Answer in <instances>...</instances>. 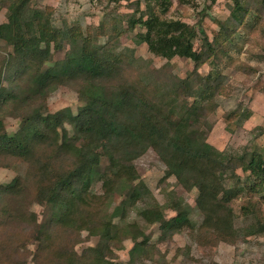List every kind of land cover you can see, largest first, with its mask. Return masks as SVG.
<instances>
[{"label":"trees","instance_id":"16d2710c","mask_svg":"<svg viewBox=\"0 0 264 264\" xmlns=\"http://www.w3.org/2000/svg\"><path fill=\"white\" fill-rule=\"evenodd\" d=\"M257 1L232 0L230 14L218 22L213 40L201 24L196 27L168 18L171 0H136L138 5L145 4L144 17H130L127 30L142 28L144 32L136 38L152 55L167 60L186 58L197 69L217 56L220 42H231L245 18L253 15L251 3ZM30 2L0 0V9L6 10L0 40L11 48L0 78V168L18 163L26 166L22 176L0 185V258H8L10 264L27 262L24 256L22 262L17 257L22 242L5 239L11 223L36 224L35 214L22 208L27 198L50 210L48 221L36 225L31 235L37 242L30 254L34 264H137V259L144 260L148 238L135 222L126 223L124 217L126 210L145 198L151 202L137 214L144 222L158 224L169 235L194 228L181 201L171 207L175 215L167 219L163 207L138 180L134 160L148 149L164 164V178L174 177L183 189L196 190L201 228L229 240L233 234L231 203L242 194L259 195L264 201V154L253 150L226 155L201 135L198 123L206 110L202 102L208 92L213 93L210 75L201 77L194 70L184 79L140 85L132 77L131 52L119 53L112 44L121 33L116 24L107 29L103 22L85 32L71 26L64 35L51 23L50 7L32 8ZM261 2L264 5V0ZM106 35L110 37L102 41ZM198 36L202 43L196 50ZM66 42L67 55L53 62L52 52L63 49ZM59 86L77 93L79 109L75 114L66 109L43 115L40 106ZM181 90L195 102L189 106L183 103L177 110ZM5 117L19 122L11 135L4 129ZM101 157L106 160L103 170ZM236 170L246 173L241 181ZM96 180L101 183L99 195L91 190ZM116 193L124 196L122 208L107 214L106 205ZM241 212L252 221L242 233H264V217L255 205L247 202ZM63 230L87 231L98 243L81 255L65 254L55 243ZM124 240L133 243L128 261L114 262V250L121 249Z\"/></svg>","mask_w":264,"mask_h":264},{"label":"rangeland","instance_id":"374dc122","mask_svg":"<svg viewBox=\"0 0 264 264\" xmlns=\"http://www.w3.org/2000/svg\"><path fill=\"white\" fill-rule=\"evenodd\" d=\"M172 4L167 13L168 18L198 26L201 24L209 40H213L219 31L218 22H223L233 7L232 0H171ZM32 8L51 9V23L66 30L71 26L78 27L82 32L87 28H96L105 23L107 29L116 24L121 33L112 40V44L119 53L131 52V72L133 80L138 84L161 83L169 78L184 79L196 70L201 77L210 75V92L202 102L206 109L200 117L198 128L202 130L206 142L216 150L226 155H243L245 152L258 150L264 154V5L261 0L251 3L253 15L244 20L231 36V42H220V48L215 58L202 64L197 69L194 63L186 58L174 57L167 60L152 55L144 43L138 42L136 34L143 33V29L135 26L127 30L128 19L144 17L145 4L136 0H31ZM6 10L0 9V23L6 21ZM119 23V24H118ZM109 35L101 37L106 41ZM201 36L194 42L196 50L201 49ZM67 45L61 50L53 51V62L61 61L67 55ZM11 48L0 40V78L3 75V61ZM218 77L216 80L213 78ZM198 81V80H197ZM154 83V84H155ZM6 86V83L2 82ZM197 83H195L196 85ZM180 91L177 97V110L183 103L187 106L195 99L184 96ZM199 102V100H198ZM81 103L77 93L68 86H59L48 96L46 102L40 106L43 115L54 114L63 110L77 112ZM18 120L12 117L4 118V129L11 135L18 128ZM71 133V129L66 125ZM106 160L101 157V170ZM134 167L141 181L151 194V197L163 207L167 219L173 217L175 212L171 209L177 201L189 212L194 228H185L172 235L165 234L158 224H148L138 218L137 214L147 207L151 200L145 198L136 203L135 207L126 210L124 220L126 223L135 222L140 231L148 238L146 245L148 254L144 260L137 259V264H264V233L246 235L242 231L252 221L242 215L241 207L247 202L255 205L257 212L264 217V201L259 195L242 194L231 203L233 213L232 231L229 240L216 238V236L201 228L202 215L195 203L197 192L195 189H183L174 177L164 178L165 166L157 154L148 149L134 160ZM25 164L18 163L11 168H0V185L10 183L15 177L22 176ZM240 181L246 173L236 170ZM227 178V183L229 180ZM91 190L94 194L102 193L101 183L96 180ZM124 196L114 194L111 203L106 205L107 214L115 209L122 208ZM22 208L27 213L36 216V224L29 226L25 222H15L8 226L10 234L6 241L16 244L22 242L20 261L26 258V264H34L31 256L36 249L37 242L32 239L36 225L48 221L50 210L40 206L32 199L22 202ZM0 221H2L0 219ZM120 218L116 217L115 222ZM32 235V236H31ZM29 237V238H27ZM55 243L61 247L65 254L71 252L83 254L90 247L98 243V238L90 236L87 231H61ZM24 239V240H23ZM139 238L138 241H141ZM133 243L124 240L121 249L114 250L113 261L127 263L128 253ZM8 252V251H7ZM24 256V258L22 257ZM8 258H0V264H10ZM38 264H43L38 261Z\"/></svg>","mask_w":264,"mask_h":264}]
</instances>
